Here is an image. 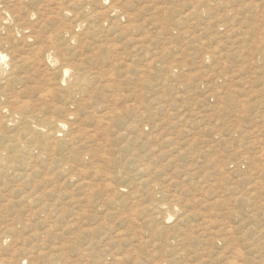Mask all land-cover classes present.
Returning a JSON list of instances; mask_svg holds the SVG:
<instances>
[{
  "label": "rangeland",
  "instance_id": "obj_1",
  "mask_svg": "<svg viewBox=\"0 0 264 264\" xmlns=\"http://www.w3.org/2000/svg\"><path fill=\"white\" fill-rule=\"evenodd\" d=\"M20 1L0 264H264V0Z\"/></svg>",
  "mask_w": 264,
  "mask_h": 264
},
{
  "label": "bare ground",
  "instance_id": "obj_2",
  "mask_svg": "<svg viewBox=\"0 0 264 264\" xmlns=\"http://www.w3.org/2000/svg\"><path fill=\"white\" fill-rule=\"evenodd\" d=\"M2 1L3 0H0V4L2 3ZM16 1V0H15ZM20 1V0H19ZM25 1V0H24ZM11 3V5L10 6H12V5H15V4H12V2H14V1H10ZM18 2V1H17ZM20 2H22V1H20ZM40 2V1H39ZM15 3V2H14ZM42 4V3H41ZM19 5V4H18ZM45 5V4H44ZM47 6V5H46ZM14 7V6H13ZM16 7V6H15ZM19 7V6H18ZM48 7V6H47ZM47 7H45V8H47ZM10 8V7H9ZM40 9H41V7H39ZM38 8V9H39ZM44 7L42 6V9H43ZM44 8V9H45ZM49 8V7H48ZM18 9V8H17ZM15 11H17L16 9L13 11L14 12V14L16 13ZM38 11V10H37ZM43 11H45V10H43ZM60 11V10H59ZM3 12V11H2ZM6 12H8V11H6ZM21 12V11H20ZM41 12V11H40ZM47 12V11H46ZM11 13V12H10ZM51 13V12H50ZM49 13V14H50ZM1 14V13H0ZM18 14V13H17ZM47 15L48 16V18L50 17V15ZM3 15V14H2ZM13 15V14H12ZM21 15V14H20ZM4 16V15H3ZM10 16V15H9ZM24 16V15H23ZM2 17V16H1ZM28 17V16H27ZM4 19H5V17H3ZM26 18V17H25ZM28 19H29V17H28ZM51 19V18H50ZM0 20H2L1 18H0ZM2 21H4V20H2ZM9 21V20H8ZM24 21V20H23ZM27 21V20H26ZM16 23V22H15ZM12 24V23H11ZM28 24V23H27ZM26 24V25H27ZM30 25V24H29ZM42 25V24H41ZM3 27V26H2ZM10 28V27H9ZM14 28V27H13ZM12 28V29H13ZM21 30H24V29H21ZM6 31V30H5ZM8 31H11V30H8ZM6 33H7V31H6ZM13 34V33H12ZM21 34V33H20ZM22 34H24V33H22ZM31 34V33H30ZM29 34V35H30ZM3 35H5V34H3ZM9 35V34H8ZM27 35H28V33H27ZM22 36V35H21ZM24 36H25V34H24ZM35 36V35H34ZM28 37V36H27ZM36 37V36H35ZM16 38V37H15ZM24 38V37H23ZM22 39V38H21ZM25 40H26V38H25ZM51 40H52V38H51ZM13 41V40H12ZM24 41V40H23ZM2 42H3V40H2ZM2 42L0 43V44H2ZM9 42V41H8ZM49 42V41H48ZM16 43H17V41H16ZM23 43V42H22ZM34 44H35V42H33ZM18 44V43H17ZM21 46L23 45V44H20ZM25 45V44H24ZM18 46V45H17ZM27 46V45H26ZM36 46V45H35ZM33 47V46H32ZM31 47V48H32ZM24 48V47H23ZM38 48V47H37ZM36 48V49H37ZM14 49V48H13ZM35 49V50H36ZM8 50H10V48H8ZM32 49H30L29 51H31ZM53 49L52 48H48V49H45V48H38L37 49V52H35L34 50H32V52L34 51L35 52V56H36V62H38V66H46L49 62L51 63L52 62V60H53V53H54V51H52ZM20 51V50H19ZM18 51V52H19ZM23 51H25V50H23ZM8 52V51H7ZM21 52V51H20ZM26 52V51H25ZM33 52V53H34ZM33 53H32V55H33ZM26 54V53H25ZM21 55V54H20ZM26 55H30V54H26ZM8 56V55H7ZM19 56V55H18ZM5 55L2 53V52H0V74H4V72H6V70H2V67H1V65H2V63L4 62V60H5ZM13 57H15V56H13ZM20 57V56H19ZM30 57V56H29ZM9 58V57H8ZM11 60H12V58H11ZM32 60V59H31ZM13 61V60H12ZM33 61V60H32ZM31 61V62H32ZM27 62H29V61H27ZM11 63V62H10ZM26 63V60H17V63L16 62H13L12 63V65L10 66V70H9V75L7 76V77H5V82H4V85L2 86L1 84V86H0V88H7V87H9L10 86V84H12L13 82H15V83H19V79H16L17 77L19 78V76L22 74V72H21V74H17L18 72H16L17 70H20L21 68H22V66L24 65ZM30 64H32V63H30ZM36 65V64H35ZM36 65V66H37ZM49 66V65H48ZM25 67H27L26 65H25ZM33 68V67H32ZM40 68V67H39ZM44 68V67H43ZM42 68V69H43ZM29 69V68H28ZM36 69H37V67H36ZM35 69V70H36ZM34 70V69H33ZM41 70V69H40ZM8 71V70H7ZM24 71V70H23ZM37 71V70H36ZM45 71V70H44ZM43 71V72H44ZM66 73H67V71L65 70V73H64V76L62 75L61 77H60V80L61 81H65L64 80V77L66 76ZM52 74V73H51ZM1 80V79H0ZM69 89H71V88H69ZM47 94V92H45L42 96H45ZM1 96L3 97L4 95L2 94V91L0 90V101H1ZM3 100H4V98H3ZM8 103V102H3V104L2 103H0V114L2 113V112H6L7 110H6V104ZM35 127H37L36 129L38 130V129H41V128H44L43 126L44 125H37V124H35L34 125ZM63 125L62 124H59V127H62ZM59 132V130L58 129H56V131L55 132H48V135L50 136V137H52L51 138V140H53V141H55V140H57L56 139V136H58V134H56V133H58ZM46 133V132H45ZM47 134V133H46ZM49 140H50V138H49ZM50 142V141H49Z\"/></svg>",
  "mask_w": 264,
  "mask_h": 264
}]
</instances>
